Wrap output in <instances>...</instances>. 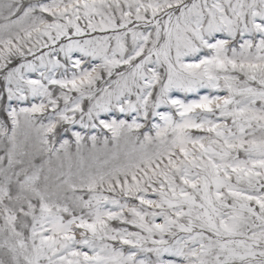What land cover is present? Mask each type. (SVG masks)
I'll return each instance as SVG.
<instances>
[{
	"label": "snow or ice",
	"instance_id": "6c2138e0",
	"mask_svg": "<svg viewBox=\"0 0 264 264\" xmlns=\"http://www.w3.org/2000/svg\"><path fill=\"white\" fill-rule=\"evenodd\" d=\"M0 264H264V0H0Z\"/></svg>",
	"mask_w": 264,
	"mask_h": 264
}]
</instances>
